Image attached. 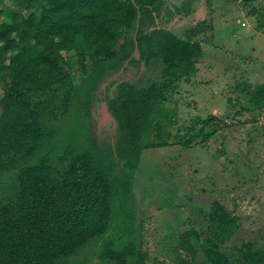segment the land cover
<instances>
[{
  "label": "trees",
  "instance_id": "trees-1",
  "mask_svg": "<svg viewBox=\"0 0 264 264\" xmlns=\"http://www.w3.org/2000/svg\"><path fill=\"white\" fill-rule=\"evenodd\" d=\"M163 3L0 0V175L9 172L0 177V264H72L91 243L101 244L99 254L110 264H133L131 258L145 264L146 253L134 239V176L144 149L172 144L170 127L178 113L168 90L195 76L196 59L205 54L199 39L163 27L129 34L145 16H161ZM113 58L154 59L159 77L141 87L124 82L116 96L109 93L115 80L106 82L105 99L119 130L114 149L105 157L92 146L72 150L54 164L49 150L41 152L44 117L66 114L81 128L89 109L86 101L73 108V93L90 91L98 66ZM75 71L88 83L78 87ZM249 93L246 109L260 108L264 82ZM81 130L77 136L84 139ZM194 137L185 136L183 144ZM208 219V233L197 247L191 238L199 237L197 230L179 224L178 246L194 256L201 251L212 264H264V235L228 252L241 218L214 200Z\"/></svg>",
  "mask_w": 264,
  "mask_h": 264
},
{
  "label": "rangeland",
  "instance_id": "rangeland-1",
  "mask_svg": "<svg viewBox=\"0 0 264 264\" xmlns=\"http://www.w3.org/2000/svg\"><path fill=\"white\" fill-rule=\"evenodd\" d=\"M257 2L164 0L161 16H145L129 32L131 36L149 34L163 27L181 37L199 39L205 50L196 59L199 72L168 90L178 113L170 127L172 144L144 149L134 176L130 198L134 239L146 253L145 264H212L201 251L194 256L181 249L177 236L179 224L189 222L199 233L198 238L191 237L199 246L208 233L214 200L241 218L237 234L227 242L228 252L243 240L264 235V104L246 109L249 90L264 82V0ZM99 69L90 91L80 97L79 88L73 93V108L86 101L89 109L81 128L66 114L44 117L46 138L41 152L49 150L54 164L72 150L92 146L105 157L114 149L119 130L105 99L106 82L115 80L109 93L116 96L122 83L141 87L160 74L154 59L147 63L113 58ZM74 76L78 87L88 83L78 71ZM3 95L0 84V98ZM80 130L84 139L77 136ZM185 136H195L189 146L183 144ZM100 245L86 246L71 259L72 264H110L100 256Z\"/></svg>",
  "mask_w": 264,
  "mask_h": 264
},
{
  "label": "built area",
  "instance_id": "built-area-1",
  "mask_svg": "<svg viewBox=\"0 0 264 264\" xmlns=\"http://www.w3.org/2000/svg\"><path fill=\"white\" fill-rule=\"evenodd\" d=\"M263 109V108H262Z\"/></svg>",
  "mask_w": 264,
  "mask_h": 264
}]
</instances>
